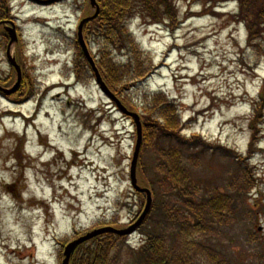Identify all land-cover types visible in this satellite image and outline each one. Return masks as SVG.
<instances>
[{
    "label": "rangeland",
    "instance_id": "obj_1",
    "mask_svg": "<svg viewBox=\"0 0 264 264\" xmlns=\"http://www.w3.org/2000/svg\"><path fill=\"white\" fill-rule=\"evenodd\" d=\"M8 2L9 19L20 27L12 53L26 62L29 75L26 91L8 98L0 94V264H61L64 244L106 222L124 227L142 211L144 200L134 192L128 172L136 128L114 108L80 57L77 26L91 12L89 0L44 7ZM173 4V31L138 17L131 22L157 68L131 91L132 98L137 102L143 90L159 93L177 105L188 123L184 133L200 134L247 157L257 186L246 205L258 206L257 227L263 230H253L250 221L231 223L228 234L210 244L235 264H254L262 247L253 244V234L264 242V44L245 47L246 33L232 21L235 3L224 8L208 0ZM7 42L0 35L3 87L11 82ZM75 68L81 71L76 83ZM152 159L146 150L144 164ZM189 169L194 183L210 184L238 165L206 155ZM130 239L140 245L141 231ZM195 261L208 264L203 256Z\"/></svg>",
    "mask_w": 264,
    "mask_h": 264
},
{
    "label": "trees",
    "instance_id": "obj_2",
    "mask_svg": "<svg viewBox=\"0 0 264 264\" xmlns=\"http://www.w3.org/2000/svg\"><path fill=\"white\" fill-rule=\"evenodd\" d=\"M97 1L100 12L85 23V40L94 49L103 80L128 109L142 117L145 130L138 178L151 189L153 203L139 228L143 239L138 248L128 242V236L105 233L78 246L71 264H195V258L202 256L208 264H235V258L210 242L223 239L231 223L250 221V227L256 231L258 211L246 205L249 191L256 186L249 161L233 148L209 142L202 135H186L183 131L188 123L182 121L177 105L166 102L159 93L142 92L140 97L137 95V103L131 94L154 73L155 65L151 54L140 47L130 31V21L138 16L174 29L173 0ZM208 1H236L238 12L232 19L244 23L248 46L264 44V0ZM0 11V19L7 18L6 12ZM250 129L254 133L251 125ZM252 144L250 140L249 150ZM146 150L153 154V159L144 164ZM206 155L216 156L224 164L234 160L238 170L227 171V176L218 175V183H194L189 168ZM138 195L145 201L144 195ZM108 224L116 225L111 221L100 226ZM252 241L262 247L255 251L258 254L254 264H264V242L257 232Z\"/></svg>",
    "mask_w": 264,
    "mask_h": 264
},
{
    "label": "water",
    "instance_id": "obj_3",
    "mask_svg": "<svg viewBox=\"0 0 264 264\" xmlns=\"http://www.w3.org/2000/svg\"><path fill=\"white\" fill-rule=\"evenodd\" d=\"M29 1H32V2H36L38 4H49L51 2H55L57 0H29ZM91 4L92 6H96L97 7V4H96V1L95 0H91ZM99 11V8L97 7V13ZM96 13V14H97ZM87 19H85L84 21H82V23L80 24L79 26V42L82 46V50L86 56V58L88 59V61L90 62L91 66H92V70L95 71V75H96V79H97V82L99 83L100 87H101V90H103L112 100H114L119 109L131 116L134 118L135 120V123H136V126H137V133H138V141H137V145H136V151H135V154H134V159H133V162H132V167H131V179H132V185L133 187L137 190V192H145L146 195H147V203H146V206H145V209L143 211V213L141 214V216L139 217V219L136 221V223H134L133 225L129 226L127 229H116L114 227H103V228H100V229H96L90 233H88L87 235L83 236V237H80L79 239L71 242L70 244L67 245L66 249H65V259L63 261V264H69V259H70V256L72 255V252L73 250L75 249V247L81 243H83L84 241L88 240V238H92L96 235H99L101 233H104V232H112V233H116V234H120V235H127V234H130L132 233L133 231H135L140 225H141V222H143V220L145 219L146 215L149 213L150 209H151V205H152V196H151V192L149 189L147 188H141L138 186L137 184V178H136V164H137V161L138 160V156H139V151H140V147H141V143H142V123L140 121V117L138 116V114L136 113H132V112H129L128 110H126V108L120 103V101L110 92V90L108 89V87L106 86V84L104 83L103 80H101V75L98 71V69L96 68L95 66V63L94 61L92 60L93 58L91 57L90 53L88 52L89 49H87L86 45H85V42L83 40V35H82V28H83V24L84 22L86 21ZM10 35L12 37L11 39V42H10V45H9V48H8V57H9V61L11 62L10 64H13L16 69L18 70V74L20 73V68L19 66L16 64V61H15V58L11 57L10 56V46L11 44L17 40V37H16V31H15V28L12 27V28H8ZM19 83H20V74H19V79H18V82L16 83V85L13 87L12 90H10L8 92V94L10 92H13L15 91L18 86H19Z\"/></svg>",
    "mask_w": 264,
    "mask_h": 264
}]
</instances>
